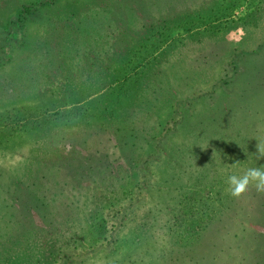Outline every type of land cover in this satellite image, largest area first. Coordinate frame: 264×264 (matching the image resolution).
Listing matches in <instances>:
<instances>
[{"label":"rangeland","instance_id":"1","mask_svg":"<svg viewBox=\"0 0 264 264\" xmlns=\"http://www.w3.org/2000/svg\"><path fill=\"white\" fill-rule=\"evenodd\" d=\"M259 68L264 0H0V264H264Z\"/></svg>","mask_w":264,"mask_h":264},{"label":"clouds","instance_id":"2","mask_svg":"<svg viewBox=\"0 0 264 264\" xmlns=\"http://www.w3.org/2000/svg\"><path fill=\"white\" fill-rule=\"evenodd\" d=\"M257 159L264 158V143L256 144ZM227 191L233 197H240L253 184L257 192H264V168L252 167L244 171L243 175H230L227 180Z\"/></svg>","mask_w":264,"mask_h":264},{"label":"trees","instance_id":"3","mask_svg":"<svg viewBox=\"0 0 264 264\" xmlns=\"http://www.w3.org/2000/svg\"><path fill=\"white\" fill-rule=\"evenodd\" d=\"M256 73H255V75L253 74L252 76H256L255 78L258 80V82H256V85H259V86H261L262 87V85H263V82H264V68H259L257 71H255ZM253 77V78H254ZM224 83H226V81L224 82ZM228 83V82H227ZM250 84H251V82H249ZM252 84H254V81L252 82ZM120 124H123L122 126L125 128V127H127L128 126V121H122ZM123 128V129H124ZM119 130V129H118ZM130 134L131 135H133V133L132 132H130ZM85 162H86V160H85ZM88 170H91L92 172H94V169H92V168H89ZM212 218V217H211ZM235 236H237V234H235ZM247 237V234H246V232H245V234H244V237ZM259 236H261V235H259ZM261 237H263V236H261ZM198 242V241H197ZM197 245H199V244H197ZM195 246L194 247V250L196 251V252H201L199 255L200 256H198L197 258H198V261L197 262H199L198 264H228L231 260H236L235 258V253H228V251L229 250H227L226 252H224V251H222V252H224V253H228L226 256H225V263L224 262H222L220 259H219V255H218V252L219 251H215V252H213V250L215 249V247H216V243H215V241H213V240H211L209 243H207L206 244V246L204 247V248H202V249H204L203 251H201V249H199L200 247H198V246ZM193 250V249H192ZM66 253L65 252H63V253H61L60 255H61V257H63L64 255H65ZM241 254H247L245 251H241ZM226 261H228V262H226ZM241 262H243V260L241 259ZM235 264V263H234ZM236 264H237V262H236Z\"/></svg>","mask_w":264,"mask_h":264}]
</instances>
